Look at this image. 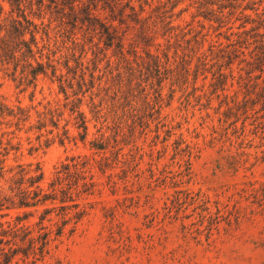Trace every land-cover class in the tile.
<instances>
[{
    "label": "trees",
    "instance_id": "1",
    "mask_svg": "<svg viewBox=\"0 0 264 264\" xmlns=\"http://www.w3.org/2000/svg\"><path fill=\"white\" fill-rule=\"evenodd\" d=\"M0 70L24 88L47 78L65 100H47L41 109L0 101V117L15 119L5 124L19 131L28 122L26 131L37 138L63 144L85 141L92 122L97 136L89 144L100 152L98 160L66 157L46 183L39 164L10 168L0 218L3 210L23 211L0 220V264L42 262L55 241L75 231L92 207L82 200L97 187L93 164L102 163L101 172L115 169L123 146H135L137 126L153 114L159 123L177 93L180 103L192 98L213 109V133L231 132L238 147L251 127L260 148L254 160L264 168V0H0ZM65 109L70 119L47 137ZM69 121L76 135L69 134ZM7 134L0 127V144ZM0 165L3 177V160ZM250 185L264 207V181Z\"/></svg>",
    "mask_w": 264,
    "mask_h": 264
},
{
    "label": "rangeland",
    "instance_id": "2",
    "mask_svg": "<svg viewBox=\"0 0 264 264\" xmlns=\"http://www.w3.org/2000/svg\"><path fill=\"white\" fill-rule=\"evenodd\" d=\"M185 19L190 20L189 13ZM178 96L163 107L159 123L153 114L137 126L135 146H123L115 169L101 172L102 163L93 164L97 187L82 200L91 202L89 214L37 264H264V207L254 202L250 185L264 181V168L254 160L259 138L250 127L238 147L239 139L231 132L226 137L213 133V109L201 108L192 98L188 105L180 103ZM57 99L65 101L47 78L40 77L35 89L24 88L0 70V101L10 108L41 109L47 100ZM217 104L213 96L211 107ZM82 108L90 117L88 107ZM30 113L32 123V108ZM69 119L65 109L59 128L47 137L60 132ZM14 120L0 117L1 131L8 133L0 144V190L18 162L39 164L46 183L68 156L100 158L89 144L97 136L92 122L85 141L61 144L57 137L47 143L46 136L26 131L28 122L19 131L5 124ZM67 127L76 135L71 121ZM22 211L3 210L7 215L0 220L13 221Z\"/></svg>",
    "mask_w": 264,
    "mask_h": 264
}]
</instances>
